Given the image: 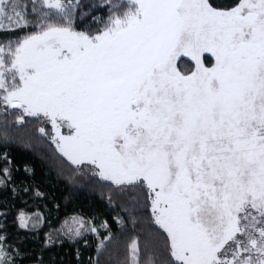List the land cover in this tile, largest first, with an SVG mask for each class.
<instances>
[{"label":"snow or ice","instance_id":"6c2138e0","mask_svg":"<svg viewBox=\"0 0 264 264\" xmlns=\"http://www.w3.org/2000/svg\"><path fill=\"white\" fill-rule=\"evenodd\" d=\"M16 143L120 229L74 210L28 249L51 220L4 196L0 264H264V0H0V189L58 212Z\"/></svg>","mask_w":264,"mask_h":264},{"label":"trees","instance_id":"16d2710c","mask_svg":"<svg viewBox=\"0 0 264 264\" xmlns=\"http://www.w3.org/2000/svg\"><path fill=\"white\" fill-rule=\"evenodd\" d=\"M186 59L188 58H182V61L180 63H182L183 60ZM44 148L49 152V159L47 160L41 158L40 151H34L32 148L25 147L19 143L10 146V151L13 158L16 159L17 162L21 163L20 170L16 174V180L17 183H19L21 180L30 181L34 179L35 181H37L41 185V191H45L51 196H54L56 202L60 204L58 212H50L49 210L54 206L52 202L46 198H37L34 193L25 195L23 199H13L10 191L4 192L3 189H0V200H2L4 196H7L11 203L15 205V207L10 208L9 210L8 224L10 228L16 227L15 220L21 209H23V211L30 216L31 214L39 212L44 214V216H46L48 220H51L50 224L46 221L43 222L38 231L34 230L32 232H28L27 230L23 229L20 231L21 236L32 237L31 239H27L24 241V244L28 249H39L42 241L44 240V233L49 232L51 229L59 228L64 218L73 213L74 207L77 204L78 200L89 195L87 191H79L73 193H70L68 191L64 181L58 178L56 175V169L51 158V149H48L47 146H44ZM23 163H29L34 167V177H30L24 173ZM92 197L98 200L101 199L98 194ZM45 205H47L48 207H45ZM121 215L125 216V218L127 219L129 233L131 234L133 228L132 218L126 216V214L123 212H121ZM107 216L113 225V229L115 231H119L120 225L112 220L113 215L108 214ZM148 226V220L147 218H145L143 222H138L136 233L142 234L141 230L148 228ZM89 240L93 243L94 251L93 238L89 236ZM80 246L83 247L82 241ZM65 247L68 248L69 252L74 253V246L66 244ZM58 250L59 249H50L49 251L55 252ZM90 254L91 252H86L85 256L87 257ZM125 255V245L122 244L119 252V258L123 259ZM72 258H74V255ZM102 260L107 261V257H103Z\"/></svg>","mask_w":264,"mask_h":264},{"label":"rangeland","instance_id":"374dc122","mask_svg":"<svg viewBox=\"0 0 264 264\" xmlns=\"http://www.w3.org/2000/svg\"><path fill=\"white\" fill-rule=\"evenodd\" d=\"M106 201H101V199H95L92 196L88 195L87 197H83L78 200L77 204L74 207V210H80L83 209L85 212H88L89 215L92 214L91 210L100 211L102 213L115 215L114 213H111L108 211V209L105 207ZM25 213V212H24ZM28 215L27 213H25ZM121 214V213H120ZM30 217V215H28Z\"/></svg>","mask_w":264,"mask_h":264}]
</instances>
